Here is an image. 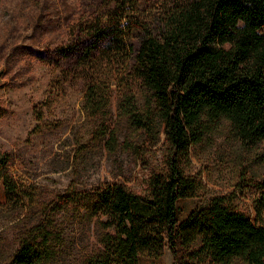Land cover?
<instances>
[{"label":"trees","instance_id":"obj_1","mask_svg":"<svg viewBox=\"0 0 264 264\" xmlns=\"http://www.w3.org/2000/svg\"><path fill=\"white\" fill-rule=\"evenodd\" d=\"M112 1L104 19L86 28L90 43L78 57L83 108L111 154L119 145L138 153L163 135L164 169L150 173L144 193L121 180L71 183L8 264L47 258L52 214L70 205L93 225L97 246L84 264H137L165 249L171 264H264V177L252 183L254 220L237 209L234 191L177 219V201L199 190L185 173L189 149L223 123L244 148L264 155V0H155L144 8L139 0ZM11 161L0 153L6 205L20 209L35 197L9 177Z\"/></svg>","mask_w":264,"mask_h":264},{"label":"rangeland","instance_id":"obj_2","mask_svg":"<svg viewBox=\"0 0 264 264\" xmlns=\"http://www.w3.org/2000/svg\"><path fill=\"white\" fill-rule=\"evenodd\" d=\"M154 1L139 0L137 5L144 8ZM114 5L112 0H0V153L12 159L9 177L35 197L24 198L20 209L8 207L0 175V264L10 262L21 237L42 221L41 214L49 213L48 206L71 183L82 189L121 180L144 193L150 173L164 169L163 135L138 153L119 145L111 154L95 138L83 108L85 80L77 63L90 43L86 28L102 21ZM118 127L122 139L124 122ZM260 154L244 148L225 123L192 146L185 173L199 183V190L177 201V219L206 206L212 196L234 191L237 209L254 220L252 183L264 177ZM70 206L67 213L57 209L52 214L49 256L38 264H84L97 246L92 223L80 221L77 207ZM46 233L39 241H46ZM171 263L167 249L158 258L137 260Z\"/></svg>","mask_w":264,"mask_h":264}]
</instances>
